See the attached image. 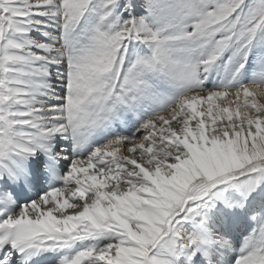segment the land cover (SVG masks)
<instances>
[{"label":"snow or ice","instance_id":"6c2138e0","mask_svg":"<svg viewBox=\"0 0 264 264\" xmlns=\"http://www.w3.org/2000/svg\"><path fill=\"white\" fill-rule=\"evenodd\" d=\"M0 264H264V0H0Z\"/></svg>","mask_w":264,"mask_h":264}]
</instances>
